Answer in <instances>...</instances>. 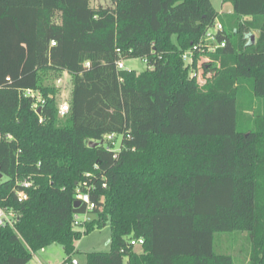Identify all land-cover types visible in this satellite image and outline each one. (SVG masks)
I'll list each match as a JSON object with an SVG mask.
<instances>
[{
    "label": "trees",
    "instance_id": "obj_1",
    "mask_svg": "<svg viewBox=\"0 0 264 264\" xmlns=\"http://www.w3.org/2000/svg\"><path fill=\"white\" fill-rule=\"evenodd\" d=\"M223 2L230 11L0 0V207L16 214L0 225V264H28L51 244L72 263L77 241L106 224L109 249L85 252V264H234L214 249L223 233H246L247 264H264V0ZM216 19L225 45L189 64L183 53ZM120 58L147 67L119 69ZM63 72L72 87L59 116L46 81ZM78 191L95 203L82 227Z\"/></svg>",
    "mask_w": 264,
    "mask_h": 264
},
{
    "label": "rangeland",
    "instance_id": "obj_2",
    "mask_svg": "<svg viewBox=\"0 0 264 264\" xmlns=\"http://www.w3.org/2000/svg\"><path fill=\"white\" fill-rule=\"evenodd\" d=\"M91 5L96 6L109 5L112 0H89ZM213 6L220 12H228L231 9L229 3L223 2L222 0H211ZM249 34H253L254 37L257 36V32L250 31ZM125 69H134L136 71L144 70L147 65L144 60L140 59H127L123 61ZM208 75V74H207ZM199 83H203V75L198 74ZM50 85H53L57 89L56 99L60 106L62 103H68V97L71 91V81L67 72L54 73L47 78ZM65 114V113H64ZM64 114L59 112V116ZM5 179V176H2ZM246 233H230V234H216L214 238V249L220 253H227L232 256L234 264H247L248 261V250L249 246L246 243V238L244 236ZM110 237L109 225L106 224L101 229H95L87 235H84L77 241L78 252L74 254L73 260H77L79 264H85V248L91 246H96L97 251H107L109 249V244L107 243ZM136 248H140L136 246ZM39 256L45 264H51L63 260L64 252L59 244H51L44 247L33 254L32 259L29 264H34L35 256ZM63 257V258H62Z\"/></svg>",
    "mask_w": 264,
    "mask_h": 264
},
{
    "label": "built area",
    "instance_id": "obj_3",
    "mask_svg": "<svg viewBox=\"0 0 264 264\" xmlns=\"http://www.w3.org/2000/svg\"><path fill=\"white\" fill-rule=\"evenodd\" d=\"M222 24L221 22L216 19L212 25H210L207 30L205 31L204 35L202 36L201 40L199 43L194 44L190 50H187L183 53L182 57L190 64L193 61V54L195 51H200V55L203 57L201 53L203 52H210L214 51L216 47L224 46L225 41L224 40H219L216 38L217 34L222 31ZM54 41H51V44H54ZM204 60H208V57H203ZM123 59L120 58L117 62V68L121 69L124 68L123 65ZM86 65H88V62H86ZM201 74L200 69L197 71L192 70L191 75H197ZM210 75V74H209ZM24 96H30L34 98L33 102V109L36 111L39 107L40 104L43 103V100L41 99L40 95L37 92H34L31 89H26L23 91ZM68 111V103H62L59 106V112L64 114ZM112 134L107 135L108 139L112 138ZM3 136L0 134V138ZM6 139H11L12 136L10 134H6L4 136ZM19 186L22 188L28 187L30 184L28 181H16ZM17 196L19 200L25 199L26 198V192L19 188L17 190ZM76 199L80 200V205L84 204V209L80 213H74L73 214V226L75 227H82L85 222H88L92 219L93 215L91 213V210L95 207V203L91 200L89 192L88 191H78L76 194ZM16 218V214L12 211H6L2 207H0V225L3 224H10L13 225L14 221ZM130 244L133 246H141L143 244V239L138 238V239H132L130 241ZM29 264V263H28ZM58 264H72L66 260H62Z\"/></svg>",
    "mask_w": 264,
    "mask_h": 264
},
{
    "label": "crops",
    "instance_id": "obj_4",
    "mask_svg": "<svg viewBox=\"0 0 264 264\" xmlns=\"http://www.w3.org/2000/svg\"><path fill=\"white\" fill-rule=\"evenodd\" d=\"M108 242H109V240H108ZM107 242V243H108ZM109 244V243H108ZM78 248H79V246H77V250H78ZM135 249H137V250H139V248H135ZM85 250H87V251H92V250H98V249H96V246H91V247H89L88 249L87 248H85ZM87 251H84V252H87ZM63 257H64V255H63ZM62 257V258H63ZM75 257V256H74ZM64 259V258H63ZM76 260V259H75ZM77 261V260H76ZM59 262H61V261H58V262H55V263H51V264H58ZM34 264H45L43 261H42V259L37 255V256H35V262H34ZM79 264V263H78Z\"/></svg>",
    "mask_w": 264,
    "mask_h": 264
},
{
    "label": "water",
    "instance_id": "obj_5",
    "mask_svg": "<svg viewBox=\"0 0 264 264\" xmlns=\"http://www.w3.org/2000/svg\"><path fill=\"white\" fill-rule=\"evenodd\" d=\"M250 39H251V43H253L254 42V36H253V34H250ZM37 112H39V109H37ZM95 144H96L95 141H90V145H95ZM1 177H2V174L0 173V178ZM80 203H81L80 200L75 199L74 202H73V206L75 208H77V207L80 206ZM72 264H78V262L76 260H73Z\"/></svg>",
    "mask_w": 264,
    "mask_h": 264
}]
</instances>
